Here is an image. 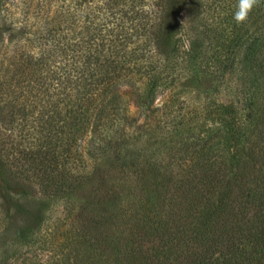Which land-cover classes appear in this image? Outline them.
I'll return each mask as SVG.
<instances>
[{
    "label": "trees",
    "instance_id": "1",
    "mask_svg": "<svg viewBox=\"0 0 264 264\" xmlns=\"http://www.w3.org/2000/svg\"><path fill=\"white\" fill-rule=\"evenodd\" d=\"M22 1L0 91L38 69L48 118L0 165V264H264V0L239 25L237 0ZM189 72L201 106L157 105Z\"/></svg>",
    "mask_w": 264,
    "mask_h": 264
},
{
    "label": "rangeland",
    "instance_id": "2",
    "mask_svg": "<svg viewBox=\"0 0 264 264\" xmlns=\"http://www.w3.org/2000/svg\"><path fill=\"white\" fill-rule=\"evenodd\" d=\"M10 1L14 5H23L24 3L22 0ZM25 2L29 3L30 0H26ZM69 2L70 0H54L50 8L53 16L56 9L59 12L61 7L69 4ZM182 17L184 19L185 14H182ZM249 28L250 33H253L254 27L251 26ZM12 33L13 31H10L6 35L5 44H7V39ZM32 44L35 46L32 47L33 50L41 58L43 50L36 46L38 41H32ZM44 53L46 55V52ZM6 56H0V80H3L2 76L6 72V69L8 72H6L5 76L9 77L11 70L14 68V64L9 61V55ZM43 60H46V56ZM37 70H33L31 66L27 67L18 82L15 83V80H13L11 88L4 86L0 91V165L7 172L15 169V164L20 159L24 160L26 156L30 155V152L33 150L30 147L31 142L36 140V136L38 135L37 130H42L48 118L45 100H41L39 104H34L35 90L32 88V85L36 78ZM207 79L206 77L195 76L193 72H189L173 88L157 95L156 104L167 103L175 106V108L180 106L184 112H186V109L201 106L204 100V91L207 90L210 83ZM7 81H9V78H7ZM235 81V79L225 81L220 93L222 98H224L223 95L230 93L235 85ZM140 115L143 116L142 114ZM77 145L78 148L80 142H77Z\"/></svg>",
    "mask_w": 264,
    "mask_h": 264
},
{
    "label": "clouds",
    "instance_id": "3",
    "mask_svg": "<svg viewBox=\"0 0 264 264\" xmlns=\"http://www.w3.org/2000/svg\"><path fill=\"white\" fill-rule=\"evenodd\" d=\"M261 0H237L233 19L236 24H243L249 17L251 11L260 4Z\"/></svg>",
    "mask_w": 264,
    "mask_h": 264
}]
</instances>
